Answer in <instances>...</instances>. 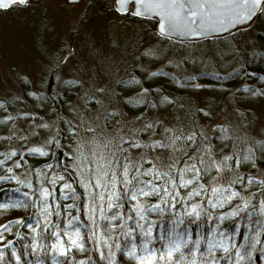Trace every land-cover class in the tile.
Segmentation results:
<instances>
[{
  "label": "snow or ice",
  "instance_id": "1",
  "mask_svg": "<svg viewBox=\"0 0 264 264\" xmlns=\"http://www.w3.org/2000/svg\"><path fill=\"white\" fill-rule=\"evenodd\" d=\"M13 0H0V7H7ZM76 0H68V3H74ZM21 5L28 3V0H19ZM133 5L131 14L140 17H147L149 15H158L160 17L158 25V34L161 37L167 36L169 33L182 31L185 36L191 38L190 43L193 47L199 48L201 38L207 37L210 33L217 30L228 33L229 29L233 32H238L237 25H243L247 28L250 22L261 13H264V0H116V11L123 14L129 12L127 5ZM182 45L185 42H181ZM110 49L116 50L120 47L118 40L110 42ZM96 51L93 59H106L109 55L105 49L100 45H95ZM142 55L147 57H156L159 53L155 48H146ZM188 53L185 50L186 59ZM214 49H204L199 51V57L192 56L193 61L211 60L215 57ZM76 53L70 44L63 45L60 55L57 59L61 64L69 67L70 70L78 71L83 74L81 79L66 80L64 83L77 84L84 89V94L87 95L88 100L94 101L101 108L104 107L106 101L104 97L105 87L98 85L95 82V66L87 64L86 61L81 60L78 66L73 65ZM172 61L169 60V63ZM142 67V66H141ZM151 75V73H149ZM26 79V77H23ZM220 79L221 77H217ZM87 79V87L84 85V80ZM195 79V77H193ZM264 81V76L260 77ZM130 82L139 83L135 76L131 78ZM199 87V84L195 85ZM249 90L250 95H264V89H256L251 91L248 85L243 86ZM89 89L91 91L89 92ZM144 89L141 87V92ZM111 93V89L108 90ZM99 94V95H98ZM31 96L37 95L35 92L29 93ZM164 100H169L165 96ZM138 103H142L141 99H137ZM3 104V101H0ZM114 109H107L106 114H110ZM198 111H205V109H198ZM20 115L26 116V113ZM99 115V111H98ZM14 119V117L6 116L3 122ZM48 127V125H42ZM147 127H151L148 125ZM214 130L217 129L215 124L212 125ZM93 129L88 128L91 132ZM74 133L75 128H71ZM171 129H165V132H170ZM223 135H227V127L219 129ZM197 133L192 132L184 139L194 140ZM16 136V132L10 131L7 136H0V140L10 139ZM181 136H171L170 144H164L161 140L150 141L153 147H172L176 141L181 139ZM20 139H24L23 136ZM129 137L121 138V144L127 143ZM45 145H55L59 148L60 141L55 137H49L45 140ZM130 147H146L143 141L136 139ZM206 149L210 145L204 146ZM264 149V140H257L254 146H251L245 152L243 159L254 162L256 152ZM80 151L79 156H72L74 167L80 173V182L85 188L87 195L91 198L92 193L88 191L91 188L104 187L107 190V196L103 193L97 194L95 200L84 203L82 207H76L75 203L67 205L69 209L75 208L76 214L65 213L57 209H53L50 204V198L58 203L54 194L57 179L63 180L62 176L56 174L48 184L53 185V190L50 191L47 185L40 183L39 186L34 187L31 180L20 179L13 167L7 165V160L13 156L21 155L17 149L11 148L5 153V159H0V166L6 168V175H0V181L5 184L15 182L17 185H26L29 191L21 193L20 198H13L12 195L6 197L5 202H0V214L11 211L12 209H24L29 219L17 216L12 220H5L0 224V264H89L92 261V249L87 247L88 244H94V251L98 257L97 264H120L118 255L125 258V264H245L246 261L251 262L253 259V250L259 244H264V176L247 175L245 179L247 183H242L243 189L254 188V192L243 193L233 187V184L239 182V177L228 184H220L216 181V177H211L209 184L197 183L186 194H181L179 191H174L170 186L176 182L172 179L168 171L156 169L155 166L147 168L146 173L155 172L156 178L161 179L162 176H168L169 179L165 182V187L161 191V185H155L152 181H146L145 186H141L137 181L136 186L132 187L133 180L136 176L141 175L140 167H137L135 173L130 176L132 171L131 165L133 162L128 160L123 167L117 172L116 166L112 165L111 158H105V154L97 156L95 151L89 154L83 152L82 147H78ZM123 151V149H120ZM30 154H38L46 156L49 154V149L43 146H32L24 149ZM54 151V149H53ZM87 155L93 157L92 167L96 168V172L91 174L94 184H89L85 180L82 173L84 164L76 163L81 159H86ZM203 155V154H202ZM211 156V152H209ZM229 160H235L239 165L240 157L236 154L225 155L219 162L212 160L210 167L204 168L203 172H208L212 168L216 170L217 175L229 168L227 163ZM200 165H203L201 160ZM15 167H20V161H13ZM45 168H52L51 164L46 163ZM171 171H177L174 165L169 166ZM38 175L43 176L39 170H33ZM185 171H192L195 174L186 179ZM98 172V175L96 174ZM111 172V179H108V173ZM179 186L188 188L193 184V181H198L202 176V170L195 164L186 166L180 169ZM31 175V173H29ZM122 177L123 179H120ZM103 181V184H102ZM120 184L124 199L133 202L130 211L135 213V227L128 224V220H133V216L124 217L120 211H114L109 214L106 209H118L121 207L117 201L121 199L120 192L116 185ZM259 187H256V185ZM108 185H111L108 188ZM61 189H68L73 192V200L75 190L69 182H64L60 185ZM209 192L206 197L201 196V191ZM9 191L8 189H0V194ZM14 193H19L20 188L17 187L11 190ZM259 193V200H255V194ZM61 196L67 197L68 192L62 191ZM156 196L155 203L147 200H141V197ZM201 196V199H206L208 207L203 206L200 201L190 202L184 205V211L179 214L180 219L171 222V227L166 230L163 235H157L155 229L157 225L153 222L148 213L160 212V218L163 219V212L165 208L171 207L175 212L177 197H181L185 201H191L193 197ZM107 201L106 207L104 201ZM233 200L238 202L232 205L227 213L221 212L218 216H214L210 209L223 208L225 204H230ZM96 201H100L97 207ZM147 205V207H145ZM165 207H161V206ZM98 212V215H97ZM83 214L84 219H81ZM55 217V219L53 218ZM228 218H237L233 220L235 231L231 236H235L236 231L240 230L242 220H246V227H250V231L244 233L246 239L238 243L231 239L229 234L221 230V224L218 221H223ZM204 219L213 221L209 230L206 233H200L196 229ZM105 220L107 224L102 226L100 221ZM118 220L117 224L112 221ZM86 221V222H85ZM14 224H19L21 227L13 228ZM189 225L193 226L192 228ZM27 228L25 232L23 229ZM120 231L116 232L115 229ZM179 229V230H178ZM111 232L117 239L113 243L111 235L106 233ZM5 233H11L12 238L8 239ZM121 237L123 239H121ZM211 238V239H209ZM101 239L103 244H101ZM114 244V247H113ZM103 249H107L105 252ZM75 250V252H74ZM89 252L86 258L77 259L75 253ZM219 251V255L217 254Z\"/></svg>",
  "mask_w": 264,
  "mask_h": 264
},
{
  "label": "rangeland",
  "instance_id": "2",
  "mask_svg": "<svg viewBox=\"0 0 264 264\" xmlns=\"http://www.w3.org/2000/svg\"><path fill=\"white\" fill-rule=\"evenodd\" d=\"M128 8L130 11L131 6ZM260 18H264V13L258 14L257 22L255 19L247 28H240L238 32L226 37L202 39L199 48H196L190 42L182 45L180 41L160 38L161 36L156 33V21L136 19L130 12L121 14L116 11L114 0H76L71 4L68 0H28L25 5L14 2L6 8H0V99L20 96V83L23 81H26L31 92L39 94L49 72L50 90L53 95L57 94L64 81L83 78L82 73L70 70L57 59L63 45L70 44L76 53L72 62L74 66H78L81 60L95 66V82L105 87L103 95L106 101L101 108L94 101L88 100L80 85L76 84L73 87L74 91L68 104L71 114L68 118L70 128H75L73 133L75 156L80 155L78 147H82L86 154L95 151L99 156L103 152L106 159L111 158L118 163L114 165L118 170L126 162L125 152L120 150L127 148L125 143L120 142L122 137L131 136L139 139L138 131L145 128L149 134L148 140L151 141L157 136L155 127L158 126L162 128L166 144H170L169 137L176 136L174 131L165 132L166 128H171L170 125L175 129L177 123L176 129L182 126L188 131L183 125L186 121L185 102L188 110L205 109L203 118L198 112L193 116L194 126L189 129L191 133L202 135L204 146L210 143L213 124L233 126L234 140H243L250 145L260 138L264 128L262 100L252 105L241 106L235 102L236 89L232 88L224 95L223 86L213 87L214 90L219 88L218 95L208 88L209 83L200 84L196 81L195 85L199 84V87H196V91L188 93L185 102H182L184 106L182 108L177 103L175 94L163 93L166 90L158 89L159 84L154 79L160 80L159 76H163L193 82V77L199 69L208 70L218 76L227 71L233 72L242 64L246 54L256 49L257 34L264 31V23L261 24ZM114 39L119 41L120 47L113 51L109 46ZM95 45L102 46L109 53L106 59H93ZM262 46L264 47V37ZM149 47L155 48L159 55L156 57L142 55ZM204 49H214L215 57L211 60L193 61L192 56L199 57V51ZM185 50L188 55L183 59ZM169 60L172 62L169 63ZM133 76L139 83L130 82L127 86L134 85L138 91L123 92L119 84L126 79L131 81ZM152 79L154 81L151 85ZM87 84L88 81L85 79V87ZM141 87L144 89L143 92ZM109 89L111 93L108 92ZM130 95L136 99H144L149 106L146 110L151 111L144 110L142 116L131 117L123 105V99L129 98ZM165 96L169 97V100H164ZM162 100L171 103L165 111H160L162 106H159V103ZM151 107L152 109H149ZM107 109L114 111L106 114ZM22 110L27 115L20 116L19 123L9 124L6 136L10 131L16 132V136L6 139L5 144L16 145L21 140L28 146H37L44 133L48 137L53 134L56 117L50 118L49 112L34 110L30 103L23 104ZM108 116L112 120L109 126ZM45 124L48 127H42ZM148 125L151 127H147ZM88 128L93 130L89 132ZM21 136L24 139H20ZM175 145L165 147L164 150L154 149L152 146L147 153L153 163H164L168 161ZM116 155L120 158L117 159ZM92 160L91 155L81 159L84 172L88 173V170L96 172V168L92 167ZM76 163L81 162L79 160ZM242 171L248 170L235 167L226 173L221 172L219 175L216 173L215 182L228 184ZM96 174L98 175V172ZM253 174L259 176L260 173L256 170ZM108 175H111V172Z\"/></svg>",
  "mask_w": 264,
  "mask_h": 264
},
{
  "label": "trees",
  "instance_id": "3",
  "mask_svg": "<svg viewBox=\"0 0 264 264\" xmlns=\"http://www.w3.org/2000/svg\"><path fill=\"white\" fill-rule=\"evenodd\" d=\"M110 1V0H109ZM259 19V18H258ZM262 23H264V18H260L259 20ZM257 22V19H256ZM264 28V25H263ZM263 37H264V31H260V33L257 34V46L255 50H252L246 54L244 57L242 64H240L236 70L234 69L232 73H234V76H230V74H219V77L222 76L220 79H218V74H212L208 70L204 71L198 70V73L195 76L194 81H184L183 80H176L174 77H163L159 76L160 80L154 79L156 82H158V86L162 91L164 89L163 93L165 94H175V97L177 98L176 101L178 104L184 108L182 105V102H185L186 96H188V93L190 91H196L197 88L194 86L196 81L198 83H209L210 88L214 93H219L220 90L217 88V90H214L213 87H222V94H228L229 87L233 85L235 82H238L239 80H247L249 83H251V87L248 86V89L251 91H255L256 89H264V81L260 80L261 76H264V51H263ZM161 38V37H160ZM204 41V40H203ZM206 42V41H204ZM162 75V74H161ZM152 79L151 85L153 84ZM51 74L50 72L48 73V79L45 81V83L42 85L41 90L39 94L35 96L29 95L31 93V90L26 83V81H23L20 83V89H21V95L20 96H10V98L7 99H0V101H3V104H0V136H6V132H9V124H16L19 123L18 121L21 119L20 115L23 113V104L25 103H30L31 105L34 106V110H37L38 112L45 111L46 113L49 112V117L53 118L56 117L55 120V131L53 134L49 137L55 136L59 141H60V147L56 148L55 145H45V140L48 139V135L44 133V136H42L41 141L37 144V146H43L47 147L49 149V154L46 156H40L38 154H30L28 152H25L24 149L32 147L26 145V143H23L21 140L19 141L18 144L16 145H9L5 144L6 139L0 140V159H5V153L9 151L11 148H15L18 150V152L23 153V156L21 155H16L13 156L11 159L7 160V165L13 167V171L15 174L22 180H31L33 183V186H39L40 183H43L47 185L50 191L53 190V185L48 184V180L53 179L56 177V174H59V176H62L64 179L60 180L57 179V183L55 185L54 189V194L58 200V203L56 201H53L50 198V204L52 205V208L55 210L59 208L60 211L65 212V213H71L72 215L76 214V209L72 208L69 209L66 206L70 204L76 205V207H82L84 203H88L91 200H95L97 194L103 193L105 196H107V190L104 187H101L99 189L97 188H91L88 191L92 193V197L90 198L84 187H82L81 182H80V173L76 170L74 167V161L72 156H69V153H72L75 155V151L73 149V144H74V134L71 131L70 128V120L68 118V115H70V111L68 108V104L71 98V94H73L74 88L76 84H67L64 83L62 87L59 89L56 95H53L52 93L51 86ZM130 79H126L122 83L119 84V88L123 92H137L138 89L134 88V85L131 86L130 84ZM194 83V85H193ZM201 84V83H200ZM166 85V86H165ZM168 85V86H167ZM204 86V85H201ZM216 91V92H215ZM218 94V95H219ZM234 96L237 97V100L235 101L239 105H252L255 104L258 100H262L264 102V95H257V96H252L249 93V90L244 91V92H239L235 91ZM141 99V98H140ZM154 99V98H153ZM152 99V100H153ZM143 102L138 103L137 99L133 97V95L129 98L123 99V105L126 110V113H128L131 117H140L144 113V110L148 109V104L144 99H141ZM188 100V99H187ZM159 106H162L160 108V111H165L167 108L171 106V103L168 101L162 100L159 103ZM186 112L184 113L186 117V121L184 122V126L188 128V131L185 130L184 127L180 126V128L176 129V124L175 123V129L170 125V129L174 131L173 133H176V136H181L182 138L177 140L175 145L176 147L174 148L173 152L171 151L169 155L168 161L164 163H153L150 159V156L148 155V151L151 150V143L148 140L149 134H147V129L143 128L139 134V140L143 141L146 147H130L129 145L133 144L136 139L132 138L131 136L129 137L126 144V149H123L126 155V158L124 161L131 160L133 164L131 165L132 171L129 173L130 176H132L137 167V162L138 166L140 167V172L141 175L136 176L133 180V184L131 185L132 187L136 186L137 181L141 186H145L146 181H152L153 184L155 185H161V191H163V187H165V182L169 179L168 176H162L161 179L156 178L155 172L152 173H146L144 170L147 168H152L155 166L156 169H161L163 171H168L172 179L176 182L174 185L170 186L174 189V191H179L182 195L186 194L189 190H191L192 187L196 186L197 183H204V184H209L211 177L216 176V170L212 168L208 172H203L204 168H208L211 165L212 160H216L219 162L221 158L225 155H232L236 154L237 156L240 157V163L237 165L235 163V160H229L227 163L229 164V168L225 169L222 171L223 173H226L228 170H233V168L238 167L240 169H247L248 171H242V173L237 174L234 179L239 177V182L233 184V187L236 188L237 190L247 193V192H254V188H249V189H243L241 187L242 183H247V180L245 177L247 175H252L254 171H259V176H264V149H261L256 152V158L254 162L252 161H247L243 159V156L247 149L251 146L255 145V142L252 144H247L243 140H234V131L235 129L231 125H219L217 126L216 130H212L211 133V138H210V148H205L203 141L204 138L202 135L197 133L196 137L194 140L191 139H184L183 137H187L191 132L190 128L194 123V118L193 116L200 114V116L203 118L204 117V112L201 111H192V109L188 110V107L186 105ZM149 109H152L149 108ZM146 111H151V110H146ZM6 116H11L14 117V119L8 120L6 123L3 122V118ZM25 117L22 119L24 120ZM112 123L111 118L108 116L107 117V125L109 126ZM221 127H227L228 132L227 135H223L219 129ZM44 131L43 129H41ZM156 135L152 140H161L162 143L166 144V140L164 139V134H162V128L156 126ZM157 137V138H156ZM151 140V141H152ZM258 140H264V128L261 131L260 138ZM76 146V143L75 145ZM167 148V147H166ZM54 149V151H53ZM154 149H159V150H164L165 147H154ZM171 150V149H170ZM209 152H211V156H209ZM203 154V155H202ZM119 155V154H118ZM117 156V159L120 158V156ZM133 155H136L135 157ZM131 157H134L132 160ZM130 158V159H129ZM20 161V167H15L13 164V161ZM203 160V165H200V161ZM112 165H117L114 161V159H111ZM82 163V161L80 160ZM51 164L52 168L48 169L45 168V164ZM195 164L197 167H200L202 170V176L198 181H193V184L188 186V188H183L179 186V178H180V169L186 168V166L193 165ZM174 165L175 169L177 171H171L169 166ZM119 168V167H118ZM120 167L117 172L119 173ZM33 170H39V172L43 173V176L38 175L36 171ZM31 173V175H29ZM82 173L84 175L85 180L88 181L89 184H94L95 181L92 179L91 174L92 172L88 170L87 172H84V169L82 170ZM7 170L5 167L0 166V175H6ZM110 174V172L108 173ZM195 173L192 171H185L184 176L186 179H190ZM108 179H111V175H108ZM120 179H123L120 177ZM233 179V180H234ZM232 180V181H233ZM64 182H69L72 185V189L75 190V196L76 200H73V192L68 190V189H61L60 185L63 184ZM103 184V181H102ZM19 187L20 192L19 193H14L11 190ZM111 185H108V188H110ZM256 187H259L257 184ZM8 189L9 191L3 192V194H0V202H5L6 197L9 195H12L13 198H20L21 193L25 191H29V188L26 185H17L15 182H10L5 184L4 182L0 181V189ZM117 190L120 192L121 199L117 201L121 205L118 209H106V211L109 214H113L114 211H120L121 214L124 217L127 216H133V220H128V224L131 227H135V213L130 211L131 205L133 202H130L128 199H124V192L121 187V185L118 183L116 185ZM66 191L68 192L67 197L61 196V192ZM209 192L206 191H201V196L206 197L209 195ZM201 196H196L193 197L191 201H185L181 197H177V204L175 208V212L171 207L165 208L163 212V219L160 218V212L158 211L157 213H148V215L151 217L153 222L157 225L155 229V233L157 235H163L166 233V230L171 227L170 221L175 222L177 219H180L182 217L179 216L180 213L184 211V205L190 202L194 201H200V203L208 207V202L206 199H201ZM260 197L259 193L255 194V200L258 201ZM141 200H147L149 202L155 203L157 200L156 196H148V197H141ZM238 201L233 200L230 204H225L223 208H217V209H210L212 211L214 216H218L219 213L224 212L227 213L229 208L236 204ZM97 207L100 205V201H96ZM104 205L106 207L107 201L105 200ZM147 207V205H145ZM165 207V206H161ZM2 211V210H0ZM98 215V212H97ZM20 216L24 217L26 220L28 218V214L24 209H12L11 211L4 212L3 214H0V224L4 223L5 220H12L15 217ZM55 219V217H53ZM81 219L83 220V214H81ZM237 218H228L223 221H218V223L221 224V230H223L226 234H229L231 239L235 240L238 243L243 242L246 237L244 235L245 232L250 231V227H246L247 221L242 220L240 224V230L236 231L235 236H231V233L235 231V225L233 223V220ZM86 222V221H85ZM119 221H112L113 224H117ZM101 225L104 226L107 224V221L101 220L100 221ZM213 224V221H209L207 219H204L203 222L200 224L199 228L196 229L200 233H206L209 230L210 225ZM21 227L19 224H14L13 228H18ZM190 228L193 226L189 225ZM25 232L28 231L27 228L23 229ZM179 230V229H178ZM116 232H119L120 229L117 228L115 229ZM107 235L112 236V240L109 241V243H113L117 237L115 235H112L111 232L106 233ZM6 237L8 239L12 238L11 233H5ZM121 239H123L121 237ZM211 239V238H209ZM101 244H103V240L101 239ZM87 247L89 249H92V261L89 262V264H97L98 257L94 251V244H88ZM114 247V244H113ZM105 252H107V249H103ZM75 252V250H74ZM217 254L219 255V251H217ZM77 259L80 258H86L89 255L88 251H85L83 253H75ZM118 259L120 260V264H125V258L122 256L118 255ZM7 264V261L5 262ZM14 264V262H13ZM50 264V262H48ZM245 264H264V244H259L257 247L253 250V259L251 262L246 261Z\"/></svg>",
  "mask_w": 264,
  "mask_h": 264
},
{
  "label": "water",
  "instance_id": "4",
  "mask_svg": "<svg viewBox=\"0 0 264 264\" xmlns=\"http://www.w3.org/2000/svg\"><path fill=\"white\" fill-rule=\"evenodd\" d=\"M5 2L7 3V0H5ZM14 2H19V0H13L12 3H14ZM114 4L116 5V0H114ZM129 6H131V9H132L133 5L131 3H129L127 5V7H129ZM0 8H6V7H0ZM133 16H135V15H133ZM135 17H140V16H135ZM256 17L250 22V24L256 19ZM143 18H146V19L148 18V19H152V20L154 19L156 21V23H157L156 24V33L158 34V25H159L160 17L158 15L153 14V15H149V16L143 17ZM237 27L239 29L240 28H245L243 25H237ZM232 33H233V31L231 29H229V32L228 33H225V32H222V31L217 30L216 32L210 33L207 37L201 38V40L202 39H208V38H211V37H213V38L214 37H216V38H218V37H226V36H228V35H230ZM164 38L169 39V40H172V41H180V42H182V41L183 42H190V40H191V38L188 37V36H185L182 31H177V32H174V33H169Z\"/></svg>",
  "mask_w": 264,
  "mask_h": 264
},
{
  "label": "bare ground",
  "instance_id": "5",
  "mask_svg": "<svg viewBox=\"0 0 264 264\" xmlns=\"http://www.w3.org/2000/svg\"><path fill=\"white\" fill-rule=\"evenodd\" d=\"M136 19L138 18H142V19H146V18H143V17H135ZM146 21H149V22H152V19H146ZM263 51H264V47H263ZM227 74H230V76H234V73L230 72V71H227L226 72ZM234 84H237V85H233L231 87H229V91L230 89L234 88V90L236 89V91H239V92H244V91H247V89H245L243 86L244 85H248L249 87H251V83H249L247 80H239L238 82H235Z\"/></svg>",
  "mask_w": 264,
  "mask_h": 264
},
{
  "label": "flooded vegetation",
  "instance_id": "6",
  "mask_svg": "<svg viewBox=\"0 0 264 264\" xmlns=\"http://www.w3.org/2000/svg\"><path fill=\"white\" fill-rule=\"evenodd\" d=\"M131 13V10L129 11ZM132 15V14H131ZM154 20V19H153ZM155 21V20H154Z\"/></svg>",
  "mask_w": 264,
  "mask_h": 264
}]
</instances>
